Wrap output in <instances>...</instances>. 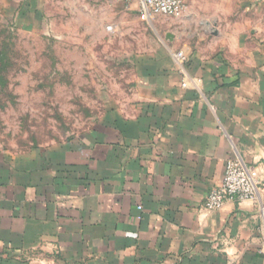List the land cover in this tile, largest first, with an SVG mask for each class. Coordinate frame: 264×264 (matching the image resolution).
Listing matches in <instances>:
<instances>
[{"label":"crops","instance_id":"1","mask_svg":"<svg viewBox=\"0 0 264 264\" xmlns=\"http://www.w3.org/2000/svg\"><path fill=\"white\" fill-rule=\"evenodd\" d=\"M67 1L150 22L135 0ZM48 2L0 0L16 21ZM182 19L192 31L136 48L88 131L0 160V264H264V0H185ZM236 158L258 201L205 210Z\"/></svg>","mask_w":264,"mask_h":264},{"label":"rangeland","instance_id":"2","mask_svg":"<svg viewBox=\"0 0 264 264\" xmlns=\"http://www.w3.org/2000/svg\"><path fill=\"white\" fill-rule=\"evenodd\" d=\"M65 1L49 0L40 21H16L0 4V160L88 131L125 89L137 47L196 24L162 15L121 23L118 7Z\"/></svg>","mask_w":264,"mask_h":264},{"label":"built area","instance_id":"3","mask_svg":"<svg viewBox=\"0 0 264 264\" xmlns=\"http://www.w3.org/2000/svg\"><path fill=\"white\" fill-rule=\"evenodd\" d=\"M139 4L140 16L151 21L157 15L182 18L185 14V0H135ZM176 63L182 67L186 56L182 51L174 53ZM199 78L183 75L181 86L198 88ZM262 191L256 168L247 166L240 159L228 160L220 183L212 187L205 197L204 209L213 211L228 201H258Z\"/></svg>","mask_w":264,"mask_h":264}]
</instances>
